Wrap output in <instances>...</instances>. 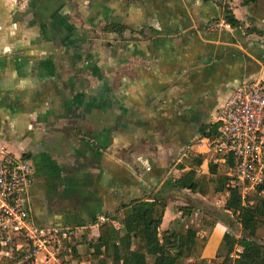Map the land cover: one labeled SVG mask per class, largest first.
<instances>
[{"label": "crops", "instance_id": "obj_1", "mask_svg": "<svg viewBox=\"0 0 264 264\" xmlns=\"http://www.w3.org/2000/svg\"><path fill=\"white\" fill-rule=\"evenodd\" d=\"M242 2L0 0V142L31 162L36 223L74 233L65 264H96L102 219L124 232L132 205L157 197L161 242L199 230L207 245L187 262L222 264L228 216L200 228L203 181L230 170L210 128L230 88L264 70V20Z\"/></svg>", "mask_w": 264, "mask_h": 264}, {"label": "built area", "instance_id": "obj_2", "mask_svg": "<svg viewBox=\"0 0 264 264\" xmlns=\"http://www.w3.org/2000/svg\"><path fill=\"white\" fill-rule=\"evenodd\" d=\"M216 123L213 148L230 168V185L239 188L245 200L264 182V78L236 84ZM32 184L30 160L0 142V257L28 264H65L73 251L74 233L65 227L36 223Z\"/></svg>", "mask_w": 264, "mask_h": 264}, {"label": "trees", "instance_id": "obj_3", "mask_svg": "<svg viewBox=\"0 0 264 264\" xmlns=\"http://www.w3.org/2000/svg\"><path fill=\"white\" fill-rule=\"evenodd\" d=\"M242 3L248 6L251 15L256 20H264V0H243ZM224 12V20L227 24L234 28L243 26L231 9L226 7ZM254 31L260 33L257 28L247 29L248 33ZM206 127L203 126L202 130L205 131ZM210 131L216 132V128L214 130L210 128ZM195 164L200 165L201 160L196 159ZM233 164L232 157L230 166ZM212 181L217 183V191L228 192L229 196L224 208L233 217H236L237 223L241 225L243 231L241 235H238L230 227L224 233L222 248L225 253L219 254L223 257L222 264H264V182L255 187L243 200L240 189L230 185L228 175H218ZM187 187L195 191L197 182L194 181ZM166 208L167 202L158 197L151 201L135 202L132 205V212L127 219L124 232L113 220L103 222L99 228L100 242L94 245L92 254V257L97 260L96 264H147L148 255L154 256V264H197L195 261L187 262V260H197L202 257L208 241L207 236H202L199 230L188 228L183 233H178L175 230L170 235L174 238L173 243L167 242L166 235L163 236V242H161L157 233ZM192 209L191 206L184 207V215H189ZM223 215L228 216L227 214ZM218 221V217L214 213L204 212L200 228H214ZM23 241L22 239L21 242ZM67 245L68 243H66ZM173 246L177 248V251L172 250ZM237 246H242L244 249L232 259L231 255ZM0 264L28 263H20L14 257L2 256Z\"/></svg>", "mask_w": 264, "mask_h": 264}, {"label": "rangeland", "instance_id": "obj_4", "mask_svg": "<svg viewBox=\"0 0 264 264\" xmlns=\"http://www.w3.org/2000/svg\"><path fill=\"white\" fill-rule=\"evenodd\" d=\"M230 89L233 90V87H231ZM212 182H214V181H212ZM216 188L209 186L207 180L203 181L202 191L209 195L208 198L203 201V204L205 206L204 209H206V212H211V213H214L215 215L220 214V213L227 214L228 215V221L227 222H229L230 224L232 223L231 225H232V227H234L233 229L235 230V232L238 235H241L242 228H241L240 224L238 225L236 217L231 216V214L227 213L228 211L224 208L229 194L226 191H217ZM180 204H181L180 206L182 208L187 205V203L184 201H180ZM221 219H223V218H221ZM200 224H201V222H200ZM206 228H208V232H211L210 230L212 228H210V227H206ZM213 230L214 229H212V231ZM223 253H225V251H223ZM218 263H219V261H215V264H218ZM150 264H152V263L150 262Z\"/></svg>", "mask_w": 264, "mask_h": 264}, {"label": "water", "instance_id": "obj_5", "mask_svg": "<svg viewBox=\"0 0 264 264\" xmlns=\"http://www.w3.org/2000/svg\"><path fill=\"white\" fill-rule=\"evenodd\" d=\"M262 77L264 78V70H263V74H262Z\"/></svg>", "mask_w": 264, "mask_h": 264}]
</instances>
